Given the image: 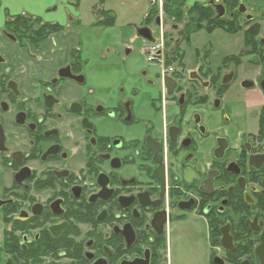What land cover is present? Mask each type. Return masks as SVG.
I'll use <instances>...</instances> for the list:
<instances>
[{"label":"flooded vegetation","instance_id":"1","mask_svg":"<svg viewBox=\"0 0 264 264\" xmlns=\"http://www.w3.org/2000/svg\"><path fill=\"white\" fill-rule=\"evenodd\" d=\"M110 1L0 10V264H264V0Z\"/></svg>","mask_w":264,"mask_h":264},{"label":"rangeland","instance_id":"2","mask_svg":"<svg viewBox=\"0 0 264 264\" xmlns=\"http://www.w3.org/2000/svg\"><path fill=\"white\" fill-rule=\"evenodd\" d=\"M19 1H23V0H19ZM84 1V0H83ZM117 1V0H114ZM10 2V0L8 1ZM130 5L127 9L128 12L132 13V16L134 17L135 12H134V1L130 2ZM8 8L7 6V0H0V10L4 11ZM10 10L12 11V6L9 5ZM122 24L120 26H118L115 30L110 31V32H101V35L99 37L98 40V45H99V49L103 50L105 48H107L110 52H111V57H109L110 61H118L117 63L114 64V71H118L120 70L121 66H124V63L122 62V59H129V58H133L135 55H137V57L139 59H141L142 62H146V59L144 57H142L138 50L134 53H132V55H130V57H125L124 55H119V51L122 49V43L124 42L125 38H129L130 36L133 35V33L129 30V29H121ZM144 46V42L139 40L135 43V47L136 49H142ZM98 49V47H97ZM97 61L100 63L99 59H97Z\"/></svg>","mask_w":264,"mask_h":264},{"label":"crops","instance_id":"3","mask_svg":"<svg viewBox=\"0 0 264 264\" xmlns=\"http://www.w3.org/2000/svg\"><path fill=\"white\" fill-rule=\"evenodd\" d=\"M9 0H7V6L9 8V5L12 6V11L13 12H17V11H20L22 9H27V11H34V12H43L45 11V8L50 6L52 3L55 2V0H23V1H20L19 0H10V2H8ZM50 1V2H49ZM130 2L134 1V0H117V1H110L109 4V8L113 9V10H116L114 11V13H116L117 11H120V4L121 3H128L130 5ZM22 4V5H20ZM10 9V8H9ZM135 9V8H134ZM149 10L148 8V4H146V7L144 9L145 12H147ZM136 11V9L134 10ZM140 11V10H138Z\"/></svg>","mask_w":264,"mask_h":264},{"label":"water","instance_id":"4","mask_svg":"<svg viewBox=\"0 0 264 264\" xmlns=\"http://www.w3.org/2000/svg\"><path fill=\"white\" fill-rule=\"evenodd\" d=\"M141 38H144L146 40L149 41H153L152 36H151V32L148 29H142L139 34H138Z\"/></svg>","mask_w":264,"mask_h":264},{"label":"trees","instance_id":"5","mask_svg":"<svg viewBox=\"0 0 264 264\" xmlns=\"http://www.w3.org/2000/svg\"><path fill=\"white\" fill-rule=\"evenodd\" d=\"M172 1H173V0H168L167 3H171ZM185 1H186V0H181V2H183V3H184ZM167 8H168V12H169V11H170V10H169V5L167 6Z\"/></svg>","mask_w":264,"mask_h":264}]
</instances>
